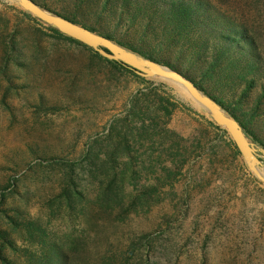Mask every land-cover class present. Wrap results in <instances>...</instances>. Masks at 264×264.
I'll list each match as a JSON object with an SVG mask.
<instances>
[{
  "label": "rangeland",
  "instance_id": "1",
  "mask_svg": "<svg viewBox=\"0 0 264 264\" xmlns=\"http://www.w3.org/2000/svg\"><path fill=\"white\" fill-rule=\"evenodd\" d=\"M38 1L62 13L77 4ZM102 2L88 0L78 15L98 32L114 27L111 11L116 10V0L104 11ZM212 2L244 26L264 66V0ZM12 5L21 8L13 0H0V20L8 22L4 32L0 24V264H42L45 254L57 264H104L131 237L143 233L151 234L150 261L132 259L131 264H264V183L242 155H233L228 139L209 124L205 109L171 83L150 78L166 83L179 100L180 109L168 126L185 138L181 143L188 147V156L176 195L169 193L148 214L122 220L100 208L86 164L72 171L51 161L54 155L76 156L88 134L123 108V95L136 85L90 58L83 46L17 18ZM35 29L41 31L38 43ZM179 47L173 42L164 53L174 57ZM188 56L185 51L179 62H173L199 71ZM211 58L202 55L198 61ZM262 85L258 80L251 100L262 92ZM79 100L85 104L78 105ZM53 105L57 108H49ZM255 127L264 139V98ZM261 170L264 174V165ZM69 186L81 191L83 199L67 203L60 195ZM79 210L82 214L75 216ZM30 221L41 229L29 232Z\"/></svg>",
  "mask_w": 264,
  "mask_h": 264
},
{
  "label": "trees",
  "instance_id": "2",
  "mask_svg": "<svg viewBox=\"0 0 264 264\" xmlns=\"http://www.w3.org/2000/svg\"><path fill=\"white\" fill-rule=\"evenodd\" d=\"M34 1L47 7L38 0ZM87 1L77 0L69 13H56L145 58L180 71L200 90L215 98L237 119L247 136L264 149V139L257 134L255 127L264 98L263 59L256 53L255 41L248 36L244 26L236 24L212 0H116V10L111 11L114 27L98 32L78 19V15L84 12L80 7ZM111 1L100 3L101 10H107ZM12 8L17 18L20 16L35 22L54 38L83 46L90 52V58L107 64L136 85L135 89L123 95V108L88 134L76 156L67 159L54 155L51 161L64 164L72 171L80 163L86 164L96 187L97 204L102 209L114 212L122 220L132 214H148L155 206L164 203L169 193L176 195V185L185 167L188 147L181 143L185 138L168 126L180 109L179 100L170 87L164 82L155 83L139 75L120 61L102 56L29 12L14 5ZM0 24L4 26L3 32L8 30L7 20L1 19ZM39 32V29H35L36 43ZM11 42L12 39L7 41L8 44ZM173 42L181 44L174 57L164 53ZM185 51L189 52L186 59L201 68L199 71L191 72L173 62L180 61ZM202 55L212 58L201 63L198 57ZM222 60L226 62L224 65ZM258 80L263 84L262 92H256L251 100L250 92L254 91ZM77 104L83 106L85 101L79 100ZM49 108L56 109L57 106ZM208 122L228 139L233 155L240 157L241 153L230 134L212 119ZM60 196L67 203L73 198L83 199L81 191L72 186ZM81 214L82 210H79L74 215ZM27 228L29 232L41 229L31 221ZM150 235L143 233L131 237L104 264H131L132 259L150 261ZM61 256L65 257L63 251ZM44 257L42 264H57L51 254Z\"/></svg>",
  "mask_w": 264,
  "mask_h": 264
},
{
  "label": "water",
  "instance_id": "3",
  "mask_svg": "<svg viewBox=\"0 0 264 264\" xmlns=\"http://www.w3.org/2000/svg\"><path fill=\"white\" fill-rule=\"evenodd\" d=\"M13 1L47 25L93 48L102 56L122 62L141 76L159 78L186 91L196 105L205 109L211 119L230 134L249 170L264 183V174L261 170L264 165V149L256 146L237 119L230 115L215 98L200 90L193 81L180 71L128 50L111 39L71 21L34 0Z\"/></svg>",
  "mask_w": 264,
  "mask_h": 264
}]
</instances>
